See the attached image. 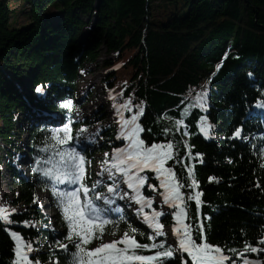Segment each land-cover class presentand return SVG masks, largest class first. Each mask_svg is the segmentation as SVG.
Instances as JSON below:
<instances>
[{"label":"trees","instance_id":"obj_1","mask_svg":"<svg viewBox=\"0 0 264 264\" xmlns=\"http://www.w3.org/2000/svg\"><path fill=\"white\" fill-rule=\"evenodd\" d=\"M84 29L89 32L81 37ZM100 49L115 55L101 65L106 72L102 86L113 93L114 103L131 99L134 105L144 104L140 122L146 142L164 141L163 129L172 128L175 119L185 120L190 135L174 130L167 137L179 142L181 157V163L169 161V165L185 185L191 183L187 167H193L197 190L203 193L201 215L208 217L203 220L208 241L238 249L245 240L255 244L264 234V110L256 107V101L264 99V0H0V139L7 145L4 153L19 193L12 204L21 207L11 215L12 224L0 222V264H11L13 258V240L6 229L28 240L38 237L42 261L49 257L50 236L60 233L52 232L40 202L33 203L34 193L42 190L40 177L32 172L34 157L54 128L37 125L34 110L60 114L58 127L71 120L74 133L82 123L88 128L95 125V149L87 154L91 161L95 154L123 144L113 129L104 127L103 110L89 120H77L72 112L80 105L79 72L86 63L97 65ZM24 76L31 82V92L20 95L17 85L24 83ZM38 85H43L46 95L35 91ZM204 89L208 90L206 112L197 100ZM69 99L73 108H62ZM82 100L84 104L86 98ZM202 114L216 126L212 138L199 133ZM19 115L28 125V177L17 168L19 156L13 146ZM241 125L248 140L229 139ZM18 131L20 135L24 128ZM185 140L190 149H185ZM192 190L182 188L185 193ZM144 193L156 195L147 187ZM188 204L195 221L196 204ZM26 219L36 220L39 227L20 223ZM161 219L164 226L172 228L175 223L171 214ZM61 230L66 235L62 220ZM248 255L264 259L263 253ZM167 264H181L179 255Z\"/></svg>","mask_w":264,"mask_h":264},{"label":"snow or ice","instance_id":"obj_2","mask_svg":"<svg viewBox=\"0 0 264 264\" xmlns=\"http://www.w3.org/2000/svg\"><path fill=\"white\" fill-rule=\"evenodd\" d=\"M226 56L227 53L225 58ZM220 66L217 65L218 68ZM248 75L252 76V73ZM35 91L46 95L43 85H38ZM110 99L115 100V97L110 94ZM197 100L199 107L206 112L209 107L208 90L204 89L197 94ZM61 107L70 110L73 108V101L66 100ZM256 107L264 110V99H258ZM134 108L136 111L133 113ZM113 109L119 125L116 140L123 141V144L113 147L110 153H104L105 158L100 161V170L96 173L95 180L91 179L89 169L92 161L88 159V150L83 143L95 142L97 135L90 133L83 123L74 133L71 120L62 127L49 129L50 137L46 136L43 146L38 147L32 172L40 177L41 189L50 192L62 214L67 232L66 235L56 233L50 236L49 257L47 261H42L38 253L43 246L39 244L38 237L36 240H28L20 232L6 229L13 240L11 264H167L178 255L181 264H188L189 259L191 264H264V259H252L248 255L264 253V234L256 239L255 244L251 240H245L240 249L208 241L203 224V220L208 217L201 215L203 193L197 190L198 181L194 179L193 167H187L191 183L185 185L178 178L174 166L169 165V161L181 163V157L178 155L179 142L167 137L174 130L181 136L190 135L185 120L175 119L172 128L165 127L164 141L148 143L141 135L145 131L140 122V117L145 112L143 102L134 105L128 99L118 105L114 103ZM125 112L133 114L126 117ZM180 115L183 117L184 113ZM199 121L202 122L199 133L206 139L212 138L215 124L210 123L203 114L199 116ZM180 125H184V128L181 129ZM242 133L241 125L228 138L248 140ZM183 144L185 149H190L187 140ZM261 151L264 152V149ZM187 155L192 156L190 151ZM195 156L202 154L196 153ZM149 173L153 174L154 181ZM212 179L214 178L209 177L210 181ZM145 187L156 193L160 205H166L172 210L171 215L175 221L172 226L174 242L169 241L161 219L169 213L163 207L159 210L154 207L156 196L145 195ZM184 187L193 190L185 193L182 191ZM118 200L130 202L129 207L133 203L138 205L133 208V212L151 232L146 233L135 226L124 208L117 204ZM38 201L40 198L34 193L33 203ZM189 201L196 204L195 221L190 216ZM39 206L43 208V203L40 202ZM17 212V208L0 202V222L12 224L14 221L10 218L11 214ZM20 223L26 227L38 226L36 220L26 219ZM121 225L125 227L121 229ZM51 227L55 233V227ZM105 234L117 238L106 241L103 239ZM138 236L145 237L148 242H141ZM94 240L98 243L89 247ZM61 255L64 256V261H61Z\"/></svg>","mask_w":264,"mask_h":264},{"label":"rangeland","instance_id":"obj_3","mask_svg":"<svg viewBox=\"0 0 264 264\" xmlns=\"http://www.w3.org/2000/svg\"><path fill=\"white\" fill-rule=\"evenodd\" d=\"M94 22L93 18L90 20V24H92ZM89 32V29H84L81 31V37H84L85 35H87V33ZM99 54H98V59H97V65L91 64V63H86L82 69L79 72V79L77 82V96H78V103H80L79 106L75 107L73 110V113L77 116V120H81V119H89V117L94 114L95 112L99 111V110H104V113L107 115L108 112V118L104 121V126H107L108 121H112L116 126H117V120L118 117L114 112L113 109V100L110 99V92L106 91L103 86L102 83L100 82L105 76L106 73L103 70V68H101V65L104 63L105 60H114L115 59V55H109L107 52H105L104 50L100 49L99 50ZM104 71V72H103ZM103 74V77H102ZM101 75L99 78L98 76ZM24 78V83L21 86L17 85V90L18 88H21V90H24L25 92L30 91V80H28V78L26 76L23 77ZM24 92V93H25ZM112 95V94H111ZM83 97L86 98V102L84 103V105H82L83 103ZM135 111H133L134 113ZM133 113H130V115H132ZM40 114V112H35L33 113V115H38ZM115 114V115H114ZM111 115V119L110 116ZM113 116V118H112ZM18 121L16 122V127H22L24 129L28 128L27 122L24 120V116L23 115H19L18 116ZM117 118V119H116ZM93 125V124H92ZM113 130L115 128V126H112ZM88 131L90 133H95L96 135L98 134V132L96 131V127L95 125L91 126ZM17 136H18V132ZM27 130L26 132H24V134L21 136L20 139H16V137L13 138V146L20 150L18 155H25V153L27 152V144H28V136H27ZM83 140V138H81ZM216 140H219L220 138L217 136H215ZM96 142V141H95ZM95 142H84L83 146L87 148L88 150V154L92 153V150L95 146ZM7 148L6 143L0 139V163H1V170H0V202L3 203H7L9 205V207H15L18 209L19 211V207L16 206H12L10 205L11 202L14 200V198L16 197L17 194V186L13 184L12 180H11V175L10 173H8L9 169H8V164L5 165L6 163H8V159L5 156L4 150ZM26 151V152H25ZM110 153V152H109ZM21 157V156H20ZM104 154H96L93 157V163L90 167V171L92 173V180L97 179L96 173L100 170L99 164L100 161L103 160ZM29 160V158H28ZM29 162V161H28ZM23 164H26V162H24ZM22 161L20 162V166L18 170L22 171L26 177L29 176V174H27V171L25 169V167H23ZM18 165V164H17ZM7 166V167H6ZM126 187V186H125ZM37 196L40 198V202L43 203V207L45 200H48L47 197V193L45 191H40L37 190L36 191ZM156 196V195H153ZM156 205L158 206V208L160 209L161 207L164 208V210L166 212L169 213V215L171 214L170 209L167 206H162L159 203V198L156 197ZM130 202L125 201V200H118L117 204L119 206H121L122 208H124L125 213L134 221V223H136V225L139 226L140 229L147 231V232H151V229H149L147 227L146 224H144L141 220V218L136 217L135 213L133 212V208L138 207V205H135L134 203L132 204V207H129L128 204ZM52 209L55 208L54 205H52L50 203L49 205ZM44 214L47 216H53L54 212L53 211H48L43 210ZM59 215L62 216L60 210L58 211ZM116 216H118L119 214H114ZM55 227V231L58 232H62L61 228H60V224H57V226ZM165 231L168 233V239L170 242H174L175 241V237L172 233V228L169 226L165 227ZM113 239V238H117V237H103L104 240L107 241V239ZM160 239H163V237H161ZM43 243V242H42ZM98 243V241L92 246L94 247L96 244Z\"/></svg>","mask_w":264,"mask_h":264},{"label":"bare ground","instance_id":"obj_4","mask_svg":"<svg viewBox=\"0 0 264 264\" xmlns=\"http://www.w3.org/2000/svg\"><path fill=\"white\" fill-rule=\"evenodd\" d=\"M35 111V110H34ZM37 112H40V111H37ZM41 115V114H40ZM37 117H39V116H37ZM107 240H110L109 238L107 239Z\"/></svg>","mask_w":264,"mask_h":264},{"label":"built area","instance_id":"obj_5","mask_svg":"<svg viewBox=\"0 0 264 264\" xmlns=\"http://www.w3.org/2000/svg\"><path fill=\"white\" fill-rule=\"evenodd\" d=\"M94 20V19H93Z\"/></svg>","mask_w":264,"mask_h":264}]
</instances>
